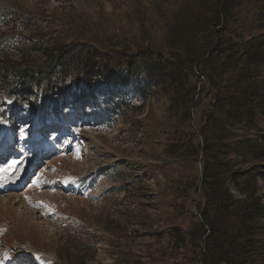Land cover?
I'll list each match as a JSON object with an SVG mask.
<instances>
[{"label":"trees","instance_id":"obj_1","mask_svg":"<svg viewBox=\"0 0 264 264\" xmlns=\"http://www.w3.org/2000/svg\"><path fill=\"white\" fill-rule=\"evenodd\" d=\"M139 7L130 0L124 21L107 20L111 31L89 39L103 52L94 68L60 37L48 38L49 49L24 43L21 58L40 52L44 66L10 61L18 54L15 37L0 35V126L2 120L20 124L22 114L37 110L58 114L61 107L67 120L69 108L83 106L85 115L90 105L116 112L121 96L109 91L135 89L139 59L156 47L143 65L146 84L158 86L166 100L158 119L149 106L153 124L144 132L164 179L162 184L156 179V208L176 217L190 189L198 190V202L185 228L168 224L153 230L147 262L264 264V0H151L144 20ZM6 15L0 26L12 21ZM31 19L23 18L19 28L43 41L46 34H35ZM158 39L162 49L153 44ZM176 155L188 170L185 177L168 172L167 159ZM146 172L157 177L153 169ZM115 261L144 264L122 250Z\"/></svg>","mask_w":264,"mask_h":264},{"label":"rangeland","instance_id":"obj_2","mask_svg":"<svg viewBox=\"0 0 264 264\" xmlns=\"http://www.w3.org/2000/svg\"><path fill=\"white\" fill-rule=\"evenodd\" d=\"M137 1L139 17L144 20L151 0ZM129 4L130 0H0V21L6 13L12 19L0 26V35L14 36L18 49V54L10 52L13 56L8 60L44 66L46 59L40 52L22 59V49L32 43L49 49L48 38L60 37L69 49L87 56L94 68L103 52L89 39L100 38L103 30L110 32L107 20L127 14ZM28 16L35 34H46L41 36L43 41L29 39L30 31L19 28ZM125 27L130 29L127 21ZM159 43L160 39L153 41L162 49ZM151 49L157 48L150 47L139 59L135 89L109 91L113 98L121 96L120 108L112 114L90 105L92 111L85 115L82 106L69 108L72 120H67L61 107L54 115L38 110L33 115L22 114V122L11 127L3 122L0 264H56L58 259L69 264H116L118 250L148 264L146 250L153 230L161 232L168 224L185 228L196 214L197 189L188 191L187 204L176 217L156 208V179L161 184L164 179L154 167L160 162L151 157L144 132L146 125L153 124L148 119L149 106L156 113L152 119H158L166 111V100L158 86L153 88L144 80L143 65L151 61ZM178 112L181 117L180 108ZM167 161L169 173L188 175L179 156ZM149 169L157 177L147 173ZM22 175L21 186H3L14 185ZM262 190L264 197L263 184Z\"/></svg>","mask_w":264,"mask_h":264},{"label":"bare ground","instance_id":"obj_3","mask_svg":"<svg viewBox=\"0 0 264 264\" xmlns=\"http://www.w3.org/2000/svg\"><path fill=\"white\" fill-rule=\"evenodd\" d=\"M27 145H28V144H27ZM4 151H5V150H4ZM32 153H33V152H32ZM48 160H49V159H48ZM41 170H42V169H41ZM41 170H40V171H41ZM42 171H43V170H42ZM33 181H34V180H33ZM0 198H1V197H0ZM4 198H5V197H4ZM5 199H7V198H5ZM5 199H3V200H5ZM1 200H2V198H1ZM4 204H6V201L3 202V205H4ZM28 204H29V203H28ZM3 207H4V206H3ZM23 209H24V208H23Z\"/></svg>","mask_w":264,"mask_h":264}]
</instances>
